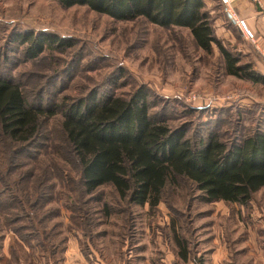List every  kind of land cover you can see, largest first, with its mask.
I'll return each mask as SVG.
<instances>
[{"label":"rangeland","instance_id":"obj_1","mask_svg":"<svg viewBox=\"0 0 264 264\" xmlns=\"http://www.w3.org/2000/svg\"><path fill=\"white\" fill-rule=\"evenodd\" d=\"M203 1L213 30L221 21L230 31L234 44H224L238 49L240 63L264 72V48L236 39L225 7ZM248 1L264 11V0ZM41 31L67 45L25 58L26 43L16 38ZM212 46L210 54L200 50L185 27L115 20L84 5L0 0V73L31 104L53 108L91 90L126 97L143 87L150 113L184 125L187 137L217 131L241 139L263 128L264 84L226 74ZM60 120L47 118L43 138L17 161H7L0 140V264H264V188L245 205L205 201L182 180L166 186L155 207L130 203L110 186L84 194ZM25 171L35 174L25 180Z\"/></svg>","mask_w":264,"mask_h":264},{"label":"trees","instance_id":"obj_2","mask_svg":"<svg viewBox=\"0 0 264 264\" xmlns=\"http://www.w3.org/2000/svg\"><path fill=\"white\" fill-rule=\"evenodd\" d=\"M55 1L62 7L84 5L115 20L142 18L157 26L185 27L206 54L216 45L226 74L264 84L262 72L251 62L240 63L236 51L217 38L203 0ZM16 39L26 43L22 53L27 59L38 57L46 46L67 43L45 31L25 32ZM68 101L64 98L53 108L31 104L18 83L0 73V140L9 148L7 161H17L18 155L34 148L43 138L46 119L59 113L64 151L78 167L84 194L110 186L130 203L155 207L165 187L182 180L205 201L245 205L254 192L264 188V121L263 128L241 139L223 140L217 131L192 139L186 136L184 125L173 128L150 113L143 87L126 97L99 96L91 90L84 97ZM22 174L27 180L35 173Z\"/></svg>","mask_w":264,"mask_h":264},{"label":"crops","instance_id":"obj_3","mask_svg":"<svg viewBox=\"0 0 264 264\" xmlns=\"http://www.w3.org/2000/svg\"><path fill=\"white\" fill-rule=\"evenodd\" d=\"M231 7L234 11V17L237 19H243L247 28L253 32L254 35L252 41L256 43V46L264 48V11L256 10L253 4L248 0H232ZM228 16L231 26L234 27L233 30L236 33V39H242V37L245 39L242 31L236 25L235 20L230 17V15ZM217 22L218 25L214 30L215 35L222 41L223 44L227 41L228 43H231L230 47H232L234 43H232L233 41L229 35L230 31L221 25V21ZM261 55L264 56V50L261 51ZM262 73L264 74V72Z\"/></svg>","mask_w":264,"mask_h":264},{"label":"built area","instance_id":"obj_4","mask_svg":"<svg viewBox=\"0 0 264 264\" xmlns=\"http://www.w3.org/2000/svg\"><path fill=\"white\" fill-rule=\"evenodd\" d=\"M254 1L260 3V0H254ZM218 2L225 7V10L228 12L230 17H232L235 20L236 25L242 31L244 37L246 39H251L252 40L253 39V34L247 28L244 20L243 19H237V18L234 17V12H233L232 7H231L232 0H218Z\"/></svg>","mask_w":264,"mask_h":264}]
</instances>
